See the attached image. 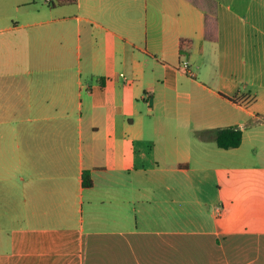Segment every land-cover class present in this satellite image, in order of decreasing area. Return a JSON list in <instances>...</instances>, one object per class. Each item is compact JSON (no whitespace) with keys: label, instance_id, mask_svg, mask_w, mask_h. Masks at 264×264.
<instances>
[{"label":"crops","instance_id":"1","mask_svg":"<svg viewBox=\"0 0 264 264\" xmlns=\"http://www.w3.org/2000/svg\"><path fill=\"white\" fill-rule=\"evenodd\" d=\"M0 264H264V0H0Z\"/></svg>","mask_w":264,"mask_h":264},{"label":"trees","instance_id":"2","mask_svg":"<svg viewBox=\"0 0 264 264\" xmlns=\"http://www.w3.org/2000/svg\"><path fill=\"white\" fill-rule=\"evenodd\" d=\"M208 132L202 133L204 138ZM214 139L217 146L223 150L235 149L241 146L243 135L242 132L235 128L219 129L214 132ZM93 181L89 172L84 173V187L90 188Z\"/></svg>","mask_w":264,"mask_h":264},{"label":"rangeland","instance_id":"3","mask_svg":"<svg viewBox=\"0 0 264 264\" xmlns=\"http://www.w3.org/2000/svg\"><path fill=\"white\" fill-rule=\"evenodd\" d=\"M198 246H200V245H195V247H198ZM197 249H199V248H197ZM197 249H196L195 251H197ZM190 251H191V250H190ZM190 251H189V254H191V253H193L194 255L198 254V252H195V251H194V252H195V253H194V252H192V251L190 252ZM181 252H182V251H181ZM203 252H204V251H203ZM199 253H201V252H199ZM180 255H182V254H180Z\"/></svg>","mask_w":264,"mask_h":264},{"label":"built area","instance_id":"4","mask_svg":"<svg viewBox=\"0 0 264 264\" xmlns=\"http://www.w3.org/2000/svg\"><path fill=\"white\" fill-rule=\"evenodd\" d=\"M188 73H189V75L193 76V74L190 71Z\"/></svg>","mask_w":264,"mask_h":264}]
</instances>
